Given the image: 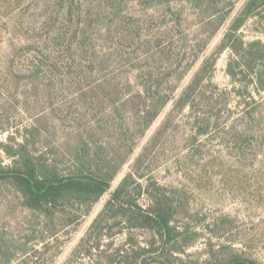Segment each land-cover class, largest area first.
Listing matches in <instances>:
<instances>
[{"label":"rangeland","instance_id":"374dc122","mask_svg":"<svg viewBox=\"0 0 264 264\" xmlns=\"http://www.w3.org/2000/svg\"><path fill=\"white\" fill-rule=\"evenodd\" d=\"M71 1L0 0V165L12 161L2 145L16 146L24 128L42 117L34 149L48 147L49 157L86 125H93V141L119 139L115 145L125 146L122 153L129 147L130 155L112 188L89 211L72 206L71 220L64 224L34 214L9 184L1 183L0 264H115L103 247L118 248L129 233L146 241L148 232L125 229L127 234L106 236L101 249H93L99 238L88 231L111 190L130 172L149 186L162 184L182 214L188 208L208 220L228 216L232 232L215 244L233 245L264 264V91L250 84V76L241 77L248 89L240 78L234 80L228 73L232 51L220 50L247 0H235L233 12L212 39L213 25H204L209 14L187 2L172 0L165 7L162 0H114L111 5L121 9L115 14L104 3L107 10L88 27L89 54L100 53V58L95 56L89 65L84 60L82 68L76 54L84 59L89 54L80 52L78 41L69 36L79 19L78 10L75 16L68 12ZM80 1L90 5L105 0ZM62 31L66 38L59 36ZM234 35L261 41L264 47V9ZM51 56L59 65L49 70L44 64ZM208 57L212 59L206 61ZM206 62L202 80L194 85V103L179 105ZM103 78L112 85L118 82L120 91L112 93L110 86L88 89ZM143 83L157 97L172 95L144 135L143 100L137 97L134 106L131 101ZM82 88L85 94L78 95ZM157 100L154 104L160 105ZM205 116L212 118L202 132L205 125L196 120ZM138 191H131L133 197ZM208 250L203 235L180 256L185 261L205 259Z\"/></svg>","mask_w":264,"mask_h":264},{"label":"trees","instance_id":"16d2710c","mask_svg":"<svg viewBox=\"0 0 264 264\" xmlns=\"http://www.w3.org/2000/svg\"><path fill=\"white\" fill-rule=\"evenodd\" d=\"M113 1L110 0L109 3L108 0H105L100 4L89 2L90 5L82 3L80 0L71 1L68 12L71 16H75L73 15L74 9L78 10L76 14L79 19L76 30L69 36L73 41H78L80 52L90 53L87 43L92 35L88 31V27L93 17H98L102 11L107 10L108 7L104 6V3L113 5ZM181 1L193 5L195 9H198V12L201 10L202 13L209 14L204 25H213L210 39L219 32L221 26L233 12L235 4V0ZM162 4L165 7H171L173 1L162 0ZM112 5L108 13L120 12L121 9ZM84 6L83 13L81 8ZM262 9H264V0H247L224 36L226 43L220 47V50L229 48L232 51L228 62L230 76L234 80L240 78V83L242 82L245 89H248L250 84L255 85L259 92L264 91V47L261 46L262 42L244 41L234 34L240 30L245 21ZM82 15H85L84 21ZM73 21L71 19L70 23ZM59 36L66 38L68 33L62 31ZM206 45H208V40ZM76 56L75 61L82 68L84 60L89 65L91 60H95V56L96 59L100 58V53L94 52V55L91 53L88 59H84L78 54ZM46 59L44 67L49 70L59 65L52 56L46 57ZM211 59L208 57L206 61ZM213 62L215 63V60ZM207 63L178 99L179 105L194 103L192 100L194 85L202 80L201 75L205 71ZM247 76L251 77L250 84L243 83L244 81L241 79V77L246 79ZM116 84L112 85L110 79L103 78L96 80L93 86L90 85L88 89H106L110 86L109 91L117 93L120 91V85L118 82ZM127 84L132 86L130 81ZM143 84V89L134 92L131 101L134 106L137 97L143 100L144 107L141 112L147 118L142 129L144 135L168 105L172 95L157 97L153 95L152 89L147 83ZM84 90L80 89L77 94H85ZM240 96L246 95L240 94ZM248 96L251 97V93H248ZM157 98L161 100L160 105L154 104L155 100L158 102ZM127 103L128 100L123 101V104ZM211 118L205 116L196 120L198 125H205L202 132L207 131L206 128L207 125L210 126ZM42 119L43 117L38 119L35 122L36 125L32 123L24 128L16 146L9 143L2 145L12 161L8 165H0V184H9L22 198L26 208L33 211L34 214H38L46 220H53L56 217L64 224L71 220L68 217H71L72 206L87 207V211H89L91 205L112 188L114 180L129 158L130 149L127 147L122 153L121 150L125 146L115 145L119 139L108 144L103 141L101 143L93 141L90 131L93 129V125H86L82 131H76L75 136L65 139L59 145L55 151L56 156L49 157L48 147L46 150L34 149L37 136L41 134V127L38 123ZM43 146L45 145L43 144ZM140 178L130 172L122 177L111 190L104 207L94 217L88 231L90 236L95 239L99 238V242L93 249H101L102 239L106 236L114 237L117 234H127L125 229H141L148 232L145 237L146 241H140L138 237L134 238L132 233H129L123 245L114 249L103 247L102 252L107 253L111 260H117L115 264H260L254 257L233 245L215 244L216 239L220 240L232 232L228 227L229 222L226 220L228 216L222 215L208 220L200 217V213L192 214L188 208H185L184 214H182V209L178 208L179 204L162 184L155 182L149 186ZM132 180H135V187L131 185ZM136 189L139 190L138 195L133 197L131 191ZM143 198L146 199L145 204L141 203ZM116 227H118V231H114ZM203 235L207 237L209 249L207 257L185 261L180 255L184 254Z\"/></svg>","mask_w":264,"mask_h":264}]
</instances>
